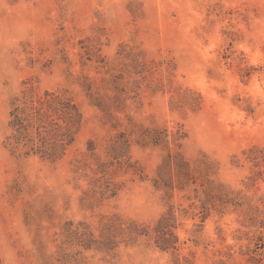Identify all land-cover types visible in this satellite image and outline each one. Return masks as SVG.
I'll list each match as a JSON object with an SVG mask.
<instances>
[{
	"label": "rangeland",
	"instance_id": "374dc122",
	"mask_svg": "<svg viewBox=\"0 0 264 264\" xmlns=\"http://www.w3.org/2000/svg\"><path fill=\"white\" fill-rule=\"evenodd\" d=\"M26 80L83 115L57 162L6 148L10 101ZM140 127L184 133L176 150L191 167L210 162L231 201L215 198L202 216L199 183L157 190L152 180L168 179L161 148H125L145 180L124 173L115 141ZM171 205L177 241L162 250L152 229ZM109 219L149 234L117 235L108 251L74 243L86 228L99 240ZM0 264H264V0H0Z\"/></svg>",
	"mask_w": 264,
	"mask_h": 264
},
{
	"label": "trees",
	"instance_id": "16d2710c",
	"mask_svg": "<svg viewBox=\"0 0 264 264\" xmlns=\"http://www.w3.org/2000/svg\"><path fill=\"white\" fill-rule=\"evenodd\" d=\"M121 79L122 77L114 76L111 83L114 87L121 85ZM29 81L26 80L23 83L24 89L19 95L11 98L8 121L10 133L6 138V148L12 153L21 150L26 157L35 156L49 162H57L65 157L68 148L75 143L76 135L83 124V115L71 97L58 90L45 89L42 93H38L32 86L26 87ZM86 90L93 106L100 109L107 120L115 121L112 127L114 129L120 127L119 119L110 111L111 104L94 96L90 92V88L86 87ZM115 90L116 95L113 102L120 103V90L118 87H115ZM185 137V134L180 130L171 133V136L166 129L140 127L136 130L134 128L124 130L118 134L115 141L120 148L115 149L112 155L114 160L122 158L119 160L118 166L124 173H130L140 180H145L143 171L136 162H130L129 158L124 160L125 152L123 151L131 145L141 149L157 147L164 150L165 156L161 165L158 166V175L163 171L167 174L168 179H153V186L157 190H164L169 194L175 188L183 191L185 187L199 183L205 199L197 207L203 216L208 212V205H211L215 198L220 199L222 206L231 200L223 194L224 185L216 184L210 178L212 174L210 162L205 159L196 160L194 167H191L190 163L176 150L180 148V142ZM88 150L92 151V148L89 146ZM101 167L104 165L100 166L99 171L102 172ZM105 187L109 191V186ZM116 193L117 190H111L108 197H113ZM168 198H171V195ZM174 222V207L171 205L152 229L156 236V246L162 250L174 248L177 241L171 231L172 228H175ZM102 226H104L103 232H101L99 240H95L90 229L86 228L85 236L87 237L85 240L78 239L77 232L71 235L74 237V243L83 246L84 249L94 247L97 250L108 251L116 246L117 235L122 242L128 244L149 234L148 226L135 222L123 224L116 219H109L108 223Z\"/></svg>",
	"mask_w": 264,
	"mask_h": 264
}]
</instances>
